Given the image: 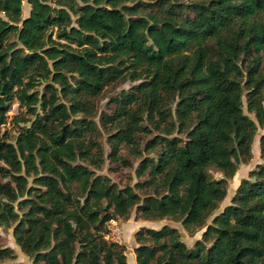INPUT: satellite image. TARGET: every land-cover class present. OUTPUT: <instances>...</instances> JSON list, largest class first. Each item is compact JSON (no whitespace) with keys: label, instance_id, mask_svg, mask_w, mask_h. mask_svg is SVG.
I'll list each match as a JSON object with an SVG mask.
<instances>
[{"label":"trees","instance_id":"16d2710c","mask_svg":"<svg viewBox=\"0 0 264 264\" xmlns=\"http://www.w3.org/2000/svg\"><path fill=\"white\" fill-rule=\"evenodd\" d=\"M22 2L0 0V128L17 127L0 135V227L33 264H126L106 236L132 209L204 228L191 248L139 229L136 264H264V163L212 217L264 129V0H26L24 19ZM124 82L99 119L109 161L138 160L142 196L96 173V102ZM13 257L0 246V264Z\"/></svg>","mask_w":264,"mask_h":264},{"label":"rangeland","instance_id":"374dc122","mask_svg":"<svg viewBox=\"0 0 264 264\" xmlns=\"http://www.w3.org/2000/svg\"><path fill=\"white\" fill-rule=\"evenodd\" d=\"M147 1V0H142ZM30 7L27 4L26 0L22 2V18H26L29 15ZM133 83L124 82L119 83L113 87L108 88L105 93L101 97L97 99V116L95 118V122L97 123L100 138L99 141L102 144L104 150V164L101 169L96 170V173L99 175L107 176L110 180L115 183L119 188H123L126 186L134 188L138 178L135 175V168L138 165V160L134 159L132 156L127 155L126 150H122V154L127 156L128 160L131 163V167H123L122 165H117L111 163L107 158V154L109 152V147L107 144V130L103 127L100 122L99 116L101 113L111 115L113 114L116 105L113 103V99L117 97L122 91H128ZM244 107L243 112L245 115H248L254 122L257 123V120L253 114H250L247 110L246 106V98H243ZM18 103L15 101L12 104L9 115L11 117L18 115ZM17 127L13 125H5L0 128V135L5 132H8L10 137L15 136ZM264 132V129L258 127L257 134L254 138V142L252 144V157L247 164H241L238 166L237 171L232 179L227 181L226 185V195L222 202L219 204L218 209L213 213L212 217L218 213H220L223 208L230 204V200L235 193L237 187L243 179H247L249 172L254 170L257 165L264 163V158L261 157L260 149H259V137ZM148 138H144L142 142H146ZM212 176L215 179L221 178V175L216 172H211ZM32 179H29V185H31ZM135 192L142 194L134 188ZM211 217V218H212ZM211 218L208 219V223ZM163 226H170L176 228L180 233L181 240L186 244L188 248H191L195 241L200 240L204 231L203 229L197 230L193 233L185 230L180 223L173 222L169 219H163L159 221H147L137 217L135 209H132L129 218L125 221L122 220H114L109 223V233L106 236V239L109 241L117 242L123 244L125 246V256H126V264H136L134 248L137 246L134 240V233L141 228H151V229H160ZM0 246L8 247L12 249L14 257L11 260H8L7 263H20V264H33L32 258L27 256L20 247L16 244L14 236H13V226L10 228L0 227Z\"/></svg>","mask_w":264,"mask_h":264}]
</instances>
